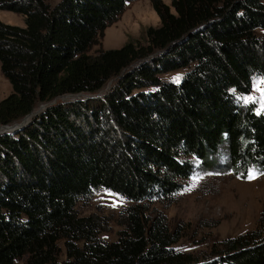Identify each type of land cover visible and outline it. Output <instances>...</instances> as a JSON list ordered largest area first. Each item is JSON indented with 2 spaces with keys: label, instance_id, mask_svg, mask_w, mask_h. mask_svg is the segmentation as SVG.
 Segmentation results:
<instances>
[{
  "label": "trees",
  "instance_id": "trees-1",
  "mask_svg": "<svg viewBox=\"0 0 264 264\" xmlns=\"http://www.w3.org/2000/svg\"><path fill=\"white\" fill-rule=\"evenodd\" d=\"M133 1L0 0L25 18V26L0 20L1 70L12 86L0 126L47 104L0 134V264L24 256L27 264H264L259 229L198 257L175 247L182 228L152 207L174 201L194 161L241 177L264 172V112L241 99L264 78V0H150L158 26L91 53ZM184 67L181 82L162 80ZM114 79L97 101L53 102ZM99 189L127 202L114 241L100 237L108 216L78 208Z\"/></svg>",
  "mask_w": 264,
  "mask_h": 264
},
{
  "label": "rangeland",
  "instance_id": "rangeland-1",
  "mask_svg": "<svg viewBox=\"0 0 264 264\" xmlns=\"http://www.w3.org/2000/svg\"><path fill=\"white\" fill-rule=\"evenodd\" d=\"M48 1L55 5L60 0ZM164 1L168 4L171 2L170 0ZM0 20L25 26L24 15L10 10L0 9ZM159 24L160 18L150 0H135L128 4L126 11L116 22L106 28L101 41L95 44L90 52L95 53L101 47L104 49L120 48L130 40L143 39L148 26ZM188 70V67H184L165 72L161 78L163 81L177 82L175 78L179 77V82H181ZM260 78L263 77H257L255 81ZM255 81L252 91L242 97H257L258 99L250 102H254L258 110H261L264 107V93L255 88ZM114 83L115 79L96 94L65 95L53 102L84 99L97 101L105 96ZM11 92V83L3 74L0 62V100ZM46 107L45 103L38 104L33 113L9 125L12 127L9 131L1 129L0 132H17L37 114L43 112ZM3 127L0 126V128ZM194 163L195 167L191 177L183 181V188L174 197V201L172 203L156 201L152 206L168 216L172 227L182 228L183 237L175 247L178 250L189 251L198 257H205L210 255L215 244L227 237L237 236L254 229H259L261 235H264V174H258L257 178L249 180L234 171L223 172L218 169H208L199 161H194ZM126 205L127 202L117 194L106 189H99L94 192L89 201L80 203L78 208L82 214L97 212L108 216L111 219L110 228L102 232L100 237L114 241L121 229L118 216ZM61 258H65V254ZM16 264H27V256L18 258Z\"/></svg>",
  "mask_w": 264,
  "mask_h": 264
},
{
  "label": "snow or ice",
  "instance_id": "snow-or-ice-1",
  "mask_svg": "<svg viewBox=\"0 0 264 264\" xmlns=\"http://www.w3.org/2000/svg\"><path fill=\"white\" fill-rule=\"evenodd\" d=\"M175 79L177 80V82H179V79H180V78H179V77H176ZM255 88H256L258 91L264 93V78H260V79H257V80L255 81ZM232 91L235 92L234 89H233ZM241 99L245 100L246 102H250V101H252V100H256V99H258V98L255 97V96H249V97H241ZM260 111H261V112H264V107H262ZM258 114H259V113H258ZM258 174H264V173H260V172H258V170L253 169L252 172L248 174L247 178H248L249 180H251V179H255V178H257V175H258ZM114 206H115V205H114Z\"/></svg>",
  "mask_w": 264,
  "mask_h": 264
},
{
  "label": "bare ground",
  "instance_id": "bare-ground-1",
  "mask_svg": "<svg viewBox=\"0 0 264 264\" xmlns=\"http://www.w3.org/2000/svg\"><path fill=\"white\" fill-rule=\"evenodd\" d=\"M12 127H10V126H4L3 128H0V131H1V129H5V131H9L10 129H11ZM14 129V128H13ZM4 132V131H3ZM0 133H2V132H0Z\"/></svg>",
  "mask_w": 264,
  "mask_h": 264
}]
</instances>
